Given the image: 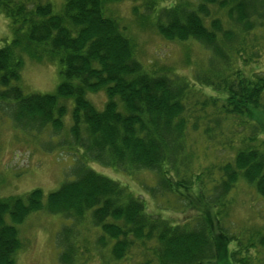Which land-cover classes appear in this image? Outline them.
Masks as SVG:
<instances>
[{
  "label": "trees",
  "instance_id": "obj_1",
  "mask_svg": "<svg viewBox=\"0 0 264 264\" xmlns=\"http://www.w3.org/2000/svg\"><path fill=\"white\" fill-rule=\"evenodd\" d=\"M55 1L0 0V16L11 33L0 48V108L16 127H50L58 134L68 113L64 102L70 101L66 141L80 155L72 176L45 202L39 190L21 199H0V264H15L20 248L16 226L28 213L43 209L71 221L60 229V264L71 263L72 229L77 231L74 224L84 219L98 232L100 264L211 263L218 257L215 231L235 245L231 262L264 264L263 253L255 250L264 249V235L242 241L232 236L223 211L239 178L264 202V73L245 71L264 55V0H140L164 40L191 39L211 52L210 71L195 81L220 97L194 102L187 81L148 71L136 59L124 28L104 16V1ZM134 11L143 13L136 6ZM25 55L57 61L60 82L53 94L23 93L18 82ZM97 92L105 95L102 110L86 98ZM231 120L241 130L242 146L234 157L212 166L209 175L187 170L185 150L202 135L209 142V134L216 128L222 132L223 123ZM90 162L153 173L152 196L170 194L181 211L192 210L191 216L172 223L147 214L141 200L97 174Z\"/></svg>",
  "mask_w": 264,
  "mask_h": 264
},
{
  "label": "rangeland",
  "instance_id": "obj_2",
  "mask_svg": "<svg viewBox=\"0 0 264 264\" xmlns=\"http://www.w3.org/2000/svg\"><path fill=\"white\" fill-rule=\"evenodd\" d=\"M102 1L105 4L104 16L113 18L118 22V26L124 28L126 37L136 48V59L148 71L169 72V75H175L187 81L191 87L190 91L195 92L190 97L192 102L197 99L220 97L195 81V76L210 71L211 52L191 39L181 43L164 40L154 26V17H150L148 12L143 10L142 0H136L135 3L130 0ZM59 3L56 4L55 11L58 10ZM135 6L140 7V12L143 11V13L134 14ZM10 40L8 21L0 16V48ZM58 69L56 60L51 61L44 57L36 61L25 55L20 68L18 85L24 94H53L60 82ZM245 71L247 75L264 73V55L258 62L247 66ZM86 98L96 110H102L106 100L103 92L87 94ZM64 103L68 113L63 118V129L58 134L51 131L50 127L41 130L34 126L18 125L16 127L8 111L0 108L1 200L21 199L31 191L39 190L45 202L49 193L58 189L66 179L72 176L74 171L72 167L80 152L71 147L70 141H66L69 135V112L72 103L70 101ZM233 122L237 120L223 123L220 133L216 128L218 132L209 134L212 138L209 142L204 135L201 139L197 137V143L192 144L193 146L183 153V164L187 166V170L196 174L202 172L209 175L210 170L213 171L212 166H218L234 157L242 144L238 142L241 130L235 128L234 124L230 125ZM262 128L264 129V126ZM190 140H196V134L190 135ZM88 166L97 174L125 186L132 195L144 203L147 214L165 218L172 223L184 222L191 216L192 210L181 211L180 204L170 194L168 197H160L159 193L152 196L149 188L155 186L156 178L149 171L123 172L114 167L93 162L88 163ZM223 211L227 214L224 224L229 227L230 232L233 233L232 236L242 241L250 236L254 237L252 240H255L259 234L264 235V202L250 186L245 185L241 178L229 194ZM6 223L9 224L7 218ZM64 224L70 225L71 221L64 219L61 214L50 215L44 209L28 213L22 223L16 226L20 248L15 254V264H60L58 254L61 251L60 238L64 231L59 233ZM212 224L211 222V226ZM73 228L77 231L72 229L75 252L70 264H100L101 255L96 251L98 246L95 245L98 237L97 230L85 219L79 221L77 225L74 224ZM214 238L218 257L207 264H234L229 256L231 252H234L235 245L228 244L227 239L217 231ZM255 250H260L263 253L261 258H264V249ZM103 261H108V255L103 258Z\"/></svg>",
  "mask_w": 264,
  "mask_h": 264
}]
</instances>
